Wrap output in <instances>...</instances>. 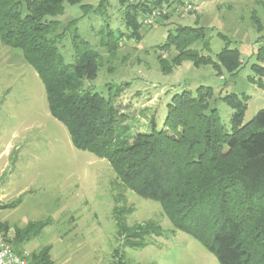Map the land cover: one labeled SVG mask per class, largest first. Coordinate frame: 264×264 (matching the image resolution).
Returning a JSON list of instances; mask_svg holds the SVG:
<instances>
[{
    "label": "rangeland",
    "instance_id": "rangeland-1",
    "mask_svg": "<svg viewBox=\"0 0 264 264\" xmlns=\"http://www.w3.org/2000/svg\"><path fill=\"white\" fill-rule=\"evenodd\" d=\"M100 1L83 3L96 8ZM183 1L166 8L171 13L168 19L144 24L140 16V39L129 37L131 30L118 0H105L103 7L87 14L79 5L66 4L58 17L60 32L80 18L79 33L89 41V48L103 53L104 65L88 86L106 96L110 86L114 92L123 87L115 102L132 133L151 131L153 117L156 128L161 129L172 96L184 90L196 96L201 86L213 88L211 104L218 109L227 132H232L235 112L227 95H237L245 102L244 123L264 109V0ZM188 5L192 8L185 12L181 6ZM253 16L260 19L261 30ZM179 24L206 28L210 49L201 42L196 45L204 55L215 58L225 45L237 48V72L196 66L191 61L164 72L158 56L171 59L176 51L163 50L160 45ZM107 25L115 36L123 35L114 56L101 46V30ZM73 34L71 28L57 43L68 63L86 50L84 46L75 48ZM116 181L108 160L74 146L67 127L51 114L44 83L35 68L22 50L8 46L0 36V204L8 205L0 209V219L10 224V237L15 234L14 226L43 224L23 239L21 252L33 261L49 247L54 264H111L113 251L122 242L114 210L116 197L123 193L120 205L133 207L127 217L129 225L154 221L163 229L162 235L150 236L145 247L126 248L128 264H221L192 235L174 228L161 203L123 190Z\"/></svg>",
    "mask_w": 264,
    "mask_h": 264
},
{
    "label": "trees",
    "instance_id": "trees-1",
    "mask_svg": "<svg viewBox=\"0 0 264 264\" xmlns=\"http://www.w3.org/2000/svg\"><path fill=\"white\" fill-rule=\"evenodd\" d=\"M83 1L0 0V36L8 46L22 50L37 71L51 114L67 127L75 147L110 162L117 175L116 186L161 203L174 228L192 235L221 264H264V109L244 123L245 102L237 95H227L225 99L235 109L232 132H227L218 109L211 104L213 88L201 86L196 96L188 90L172 96L161 129L156 128L153 117L151 131L132 133L115 102L123 87L114 92L110 86L106 96L88 86L87 82L96 79L104 65L103 53L89 48V41L79 33L80 18L59 31L58 17L65 12L66 4L79 5L87 14L103 7L105 0L96 8ZM175 1L184 3L118 0L126 27L131 30L129 37H142L140 16L166 9ZM170 15L163 13L156 22ZM253 20L261 30L260 19L253 16ZM71 28L75 48L84 46L86 50L68 63L57 43ZM101 32V46L114 56L123 35L115 36L108 25ZM206 33L204 26L182 24L169 30L160 47L172 48L176 55L171 59L159 55L161 69L170 73L191 61L196 66L212 65L216 70L225 67L237 72V48L225 45L215 58L197 48L201 42L210 49ZM122 194L116 197L114 210L122 242L114 249L111 264H128L126 248L145 247L150 236L163 234L161 225L154 221L129 225L127 217L133 207L120 205ZM4 206L8 205L0 204V209ZM36 226L43 224L30 223L22 229L14 226L13 239L8 236L12 232L10 224L0 220V228L15 252L27 260L20 244ZM48 250L43 248L29 261L54 264Z\"/></svg>",
    "mask_w": 264,
    "mask_h": 264
},
{
    "label": "built area",
    "instance_id": "built-area-1",
    "mask_svg": "<svg viewBox=\"0 0 264 264\" xmlns=\"http://www.w3.org/2000/svg\"><path fill=\"white\" fill-rule=\"evenodd\" d=\"M178 8V7H177ZM185 12H188L192 6H181ZM166 12V9H155L144 16V24H153L158 17ZM0 264H32L25 257L19 255L13 249L11 243L7 240L6 235L0 228Z\"/></svg>",
    "mask_w": 264,
    "mask_h": 264
},
{
    "label": "crops",
    "instance_id": "crops-1",
    "mask_svg": "<svg viewBox=\"0 0 264 264\" xmlns=\"http://www.w3.org/2000/svg\"><path fill=\"white\" fill-rule=\"evenodd\" d=\"M1 220V219H0Z\"/></svg>",
    "mask_w": 264,
    "mask_h": 264
}]
</instances>
